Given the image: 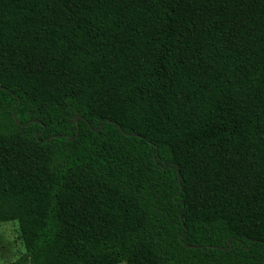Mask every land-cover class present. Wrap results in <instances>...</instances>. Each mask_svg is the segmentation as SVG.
<instances>
[{"label": "trees", "instance_id": "16d2710c", "mask_svg": "<svg viewBox=\"0 0 264 264\" xmlns=\"http://www.w3.org/2000/svg\"><path fill=\"white\" fill-rule=\"evenodd\" d=\"M11 221V264H264V0H0Z\"/></svg>", "mask_w": 264, "mask_h": 264}, {"label": "rangeland", "instance_id": "374dc122", "mask_svg": "<svg viewBox=\"0 0 264 264\" xmlns=\"http://www.w3.org/2000/svg\"><path fill=\"white\" fill-rule=\"evenodd\" d=\"M25 252L16 221L0 223V264H11ZM28 264H32L31 261Z\"/></svg>", "mask_w": 264, "mask_h": 264}, {"label": "water", "instance_id": "95a60500", "mask_svg": "<svg viewBox=\"0 0 264 264\" xmlns=\"http://www.w3.org/2000/svg\"><path fill=\"white\" fill-rule=\"evenodd\" d=\"M80 119H83L84 121H86L82 116L78 115V116H76V117L74 118L73 123H76V124L78 125ZM15 120H16L17 123H19L18 120L16 119V117H15ZM86 122H87V121H86ZM87 123H88V122H87ZM88 125H89L91 131H94V132H97V131H99V130H101V129L103 128V124H101V127L98 128V129H94L89 123H88ZM120 130L123 131L122 128H120Z\"/></svg>", "mask_w": 264, "mask_h": 264}]
</instances>
